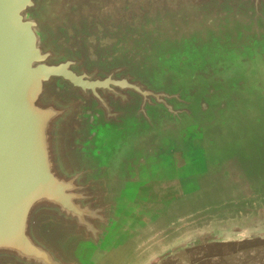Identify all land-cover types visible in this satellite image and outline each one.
Listing matches in <instances>:
<instances>
[{"label":"water","instance_id":"water-1","mask_svg":"<svg viewBox=\"0 0 264 264\" xmlns=\"http://www.w3.org/2000/svg\"><path fill=\"white\" fill-rule=\"evenodd\" d=\"M262 214L264 0H0V264Z\"/></svg>","mask_w":264,"mask_h":264},{"label":"rangeland","instance_id":"rangeland-1","mask_svg":"<svg viewBox=\"0 0 264 264\" xmlns=\"http://www.w3.org/2000/svg\"><path fill=\"white\" fill-rule=\"evenodd\" d=\"M179 237L169 243L162 244L155 251H151L141 264H161L162 260L168 258L170 253H184L188 247H197L199 242H206L215 252L234 251L241 241L250 240L244 244H252L256 251L264 247L260 242L264 238V214L259 216H237L219 221H209L203 224H193L178 232ZM203 237V238H202ZM199 238H202L200 240ZM193 239V242H192ZM163 256L161 259L159 255ZM165 255V256H164ZM168 260V259H167Z\"/></svg>","mask_w":264,"mask_h":264},{"label":"crops","instance_id":"crops-1","mask_svg":"<svg viewBox=\"0 0 264 264\" xmlns=\"http://www.w3.org/2000/svg\"><path fill=\"white\" fill-rule=\"evenodd\" d=\"M202 238L199 239L202 240ZM245 242L251 243L250 240L241 241L231 252H215L212 249L213 246L206 242H199L197 247H187L184 253L180 252L175 255L170 253L169 257L165 259L162 255H158L162 256L160 257L163 259L161 264H264V247L260 248V252H258L252 244L246 245ZM260 243L264 246V238ZM148 263L151 264L152 262L149 261Z\"/></svg>","mask_w":264,"mask_h":264}]
</instances>
